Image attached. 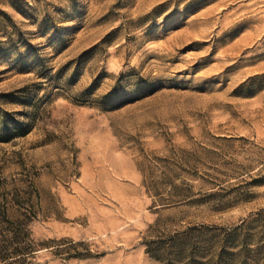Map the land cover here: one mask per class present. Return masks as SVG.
<instances>
[{
	"label": "rangeland",
	"instance_id": "obj_1",
	"mask_svg": "<svg viewBox=\"0 0 264 264\" xmlns=\"http://www.w3.org/2000/svg\"><path fill=\"white\" fill-rule=\"evenodd\" d=\"M0 264H264V0H0Z\"/></svg>",
	"mask_w": 264,
	"mask_h": 264
},
{
	"label": "trees",
	"instance_id": "obj_2",
	"mask_svg": "<svg viewBox=\"0 0 264 264\" xmlns=\"http://www.w3.org/2000/svg\"><path fill=\"white\" fill-rule=\"evenodd\" d=\"M23 250H26V253L31 251V246H27L26 249L22 248ZM18 250V248L14 249V251H12V253H16ZM160 250V247H158L156 245V242H152V243H148V252H150V254H152V256L157 257L158 259L163 258L162 255H160L158 252ZM163 260V259H162Z\"/></svg>",
	"mask_w": 264,
	"mask_h": 264
}]
</instances>
